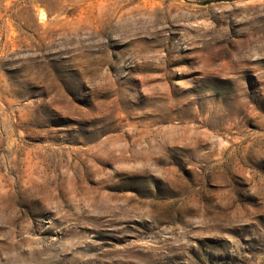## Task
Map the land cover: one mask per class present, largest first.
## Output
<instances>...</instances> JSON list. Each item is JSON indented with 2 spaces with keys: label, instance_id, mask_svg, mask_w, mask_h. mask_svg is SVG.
I'll use <instances>...</instances> for the list:
<instances>
[{
  "label": "rangeland",
  "instance_id": "rangeland-1",
  "mask_svg": "<svg viewBox=\"0 0 264 264\" xmlns=\"http://www.w3.org/2000/svg\"><path fill=\"white\" fill-rule=\"evenodd\" d=\"M0 264H264V0H0Z\"/></svg>",
  "mask_w": 264,
  "mask_h": 264
}]
</instances>
